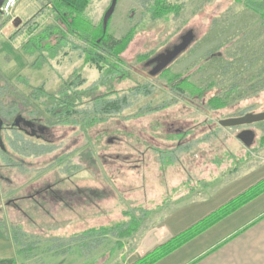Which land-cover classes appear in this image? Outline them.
<instances>
[{
  "label": "rangeland",
  "instance_id": "374dc122",
  "mask_svg": "<svg viewBox=\"0 0 264 264\" xmlns=\"http://www.w3.org/2000/svg\"><path fill=\"white\" fill-rule=\"evenodd\" d=\"M152 1L118 0L107 30L117 38L131 31L132 37L121 60L112 59L116 72L111 65L97 68L81 49L70 46L48 63L34 65L37 54H25L23 44L34 27L39 32L56 22L48 0H19L0 17V109L38 117L52 130L51 144L36 141L35 155L22 156L19 176L24 184L57 182L65 198L53 201L50 213L32 206V219L21 216L7 205L18 174L1 168L5 227L0 224V257H13L17 264H135L150 253L148 237H162L164 216L178 203L205 198L228 178L264 163V121L254 125L256 140L249 148L237 138L241 126L219 124L264 110V19L236 0H165L180 9L154 19ZM111 2H89L85 14L95 26L104 25ZM190 30L189 47L166 72L151 76L146 63L179 44ZM178 77L196 86L190 101L167 88ZM83 80L76 90H93L80 98L78 113H70L66 122L54 119L46 99L35 93L42 85L53 93ZM124 94L130 106L120 113L93 114L91 98ZM214 96L222 107L210 104ZM93 116L99 120L90 122ZM178 128L190 144L177 147L184 139ZM45 150L51 153L41 155ZM135 208L149 214L132 237L120 240L122 246L116 235L101 242L78 237L84 230L125 221L124 211ZM14 226L21 227L18 244ZM28 244L36 246L31 253L24 249Z\"/></svg>",
  "mask_w": 264,
  "mask_h": 264
},
{
  "label": "trees",
  "instance_id": "16d2710c",
  "mask_svg": "<svg viewBox=\"0 0 264 264\" xmlns=\"http://www.w3.org/2000/svg\"><path fill=\"white\" fill-rule=\"evenodd\" d=\"M90 1L91 0H48V4L52 7L51 12H53L56 22L48 24L39 32H35L38 26L34 27L31 32L32 36H30L23 44V51L25 54H37L34 65L39 66L42 63H48L49 57L55 58L65 47L70 46L74 50L81 49V52L86 55L87 62L96 65L97 68H102L104 65H111L109 68L111 70L114 69L116 72V66L118 63H114L112 59L114 58L117 61L121 60L119 56L131 40L132 32L129 31L124 37L117 38L108 32L107 29L109 24L107 26L102 24L95 26L92 20H89L85 14ZM236 1L242 2L246 8L254 11L264 19V0ZM149 9L152 17L154 19H159L169 13L175 11L178 12L180 8L168 4L165 0H153L150 2ZM70 36L76 37L78 40L85 43V46L78 44L75 40L70 38ZM46 52L49 56L46 55ZM67 53L68 52H64L63 54ZM78 81H74L73 84H63L58 92L53 93L46 91L43 85L35 88L36 96L44 97L46 99L48 105L47 111L54 119H57L60 122H66L68 115L78 113L79 110L77 107H79L80 98L85 97L87 91L91 92L93 90V88L88 89L87 91L76 90L78 86L85 83L84 80L81 82ZM139 88L140 87H137L136 90L143 92V89ZM144 92L148 94L146 89ZM90 103L94 104L93 114L99 115L120 113L122 110L130 106L128 96L125 94L116 95V98L110 99L104 96L93 97L91 98ZM210 104L217 109L222 107L224 102L219 96H214L211 99ZM98 120L99 119L93 116L90 119V122L93 123ZM263 192L264 179L190 228L159 245L135 264L155 263ZM135 210L143 214L139 216L136 214ZM135 210L124 211V216L127 217V219L123 222L110 226L90 228L79 233L78 237L99 238L97 241L101 242L103 237H106L107 235H116L119 240L118 245L122 246L120 240L132 237L139 230L146 216L149 214V210L144 208H135ZM0 224L5 227L2 219H0ZM20 230V227H14L15 244L20 243L19 235L17 234ZM35 247L36 246L33 244H28L24 249H26V253H31ZM65 251H67V249L64 250V252ZM20 253L24 252L20 250ZM0 264H17V261L13 257L0 258Z\"/></svg>",
  "mask_w": 264,
  "mask_h": 264
},
{
  "label": "crops",
  "instance_id": "0c3cea01",
  "mask_svg": "<svg viewBox=\"0 0 264 264\" xmlns=\"http://www.w3.org/2000/svg\"><path fill=\"white\" fill-rule=\"evenodd\" d=\"M264 179V163L228 178L205 198L183 201L165 214L151 252ZM8 258V257H0ZM153 264H264V192Z\"/></svg>",
  "mask_w": 264,
  "mask_h": 264
},
{
  "label": "flooded vegetation",
  "instance_id": "af4514ba",
  "mask_svg": "<svg viewBox=\"0 0 264 264\" xmlns=\"http://www.w3.org/2000/svg\"><path fill=\"white\" fill-rule=\"evenodd\" d=\"M151 60L146 63L149 73L156 65V63H150ZM169 66L159 74L151 76L157 77L158 75L166 72ZM167 88L172 91V93L179 99L184 98L185 100L190 101L192 99L191 97H194V95H196V86H194V84H192L191 82H188L185 77H178L175 80L171 81L169 87ZM263 111L264 110H261L260 112ZM249 112L257 113L249 110L244 112L242 115ZM255 124L256 123L240 126L242 130H254ZM176 131L179 134L182 133L184 137V139L179 141L177 147L185 144H190V140L186 142V132L183 133L182 128H178L176 129ZM51 136V126L47 123L42 122L40 118L23 114L15 109L7 113L4 110L0 109V180L3 181V179L5 178L1 174V168L6 167L10 169L11 167L18 174H16V183L12 185V193L14 196L7 201V205H12V208L21 216L32 219L33 215L29 211V208L32 206L39 208L43 212L50 213V209L51 207H53V201H59L61 203L65 201V198L63 197V188L62 186L60 188L57 182L51 183L47 180H43L40 182L26 181V184H24L23 179L21 178V176H19L22 173V156L27 157L35 155V148L37 147L36 141H40L43 145L51 144ZM9 152H12L14 155L11 156ZM49 153H51V150L40 151L41 155ZM63 182L64 180L61 179L62 184ZM65 205H67V202ZM42 230L45 231L47 229H45V227H42L41 231Z\"/></svg>",
  "mask_w": 264,
  "mask_h": 264
},
{
  "label": "water",
  "instance_id": "95a60500",
  "mask_svg": "<svg viewBox=\"0 0 264 264\" xmlns=\"http://www.w3.org/2000/svg\"><path fill=\"white\" fill-rule=\"evenodd\" d=\"M5 0H0V17L2 16L1 6ZM118 0H112L111 5L104 14V26L108 24L109 19L115 12ZM194 35L192 30L182 36V41L175 45L172 49H168L154 57L150 63H156L150 71L151 75H157L166 69L183 51H185L193 41ZM264 121V111L257 113H246L238 117H229L219 120V124L224 127H235L240 125H248ZM237 138L246 146L251 147L256 140V132L253 129H244L237 134Z\"/></svg>",
  "mask_w": 264,
  "mask_h": 264
},
{
  "label": "built area",
  "instance_id": "2783aa9c",
  "mask_svg": "<svg viewBox=\"0 0 264 264\" xmlns=\"http://www.w3.org/2000/svg\"><path fill=\"white\" fill-rule=\"evenodd\" d=\"M18 3L19 0H5L1 6L2 15H9Z\"/></svg>",
  "mask_w": 264,
  "mask_h": 264
}]
</instances>
